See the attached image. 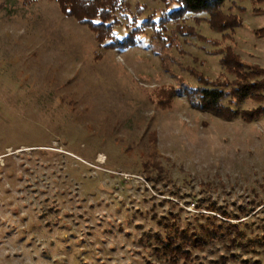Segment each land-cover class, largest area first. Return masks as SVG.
<instances>
[{
  "label": "rangeland",
  "instance_id": "1",
  "mask_svg": "<svg viewBox=\"0 0 264 264\" xmlns=\"http://www.w3.org/2000/svg\"><path fill=\"white\" fill-rule=\"evenodd\" d=\"M117 1L103 38L59 0H0V264H264V113L192 103L231 102L229 45L261 85L233 105L264 109V0H226L224 31Z\"/></svg>",
  "mask_w": 264,
  "mask_h": 264
},
{
  "label": "trees",
  "instance_id": "2",
  "mask_svg": "<svg viewBox=\"0 0 264 264\" xmlns=\"http://www.w3.org/2000/svg\"><path fill=\"white\" fill-rule=\"evenodd\" d=\"M65 9V12L85 20V22L94 30H97L103 38L108 37L111 31V23H107L108 17H111L113 5L117 0H59ZM179 3V8L170 11V14H180L183 12H206L209 14L208 24L215 31H224L226 28L235 26V19L231 15H227L221 10V5L226 0H175ZM114 3V4H113ZM100 17L101 20L96 21L95 18ZM135 32V30H134ZM134 32L128 34L124 38L111 40L112 47L125 48L137 43ZM107 45V46H108ZM221 65L228 70H235L239 81L235 89V94L230 96L231 102L225 104L230 91L224 89L218 84H212L211 87L204 86L197 89L198 99L192 103L198 107L210 111L212 114L226 120H231L241 115L245 120L251 121L258 115L264 113L263 108L256 109H238L234 103L243 102L250 98L255 90L258 89L259 83L248 82V76H244L242 68L243 61L240 55L234 49L226 45L221 52ZM240 67V68H239ZM237 70V71H236ZM243 75V76H242ZM247 78V79H246ZM259 87V88H260Z\"/></svg>",
  "mask_w": 264,
  "mask_h": 264
}]
</instances>
